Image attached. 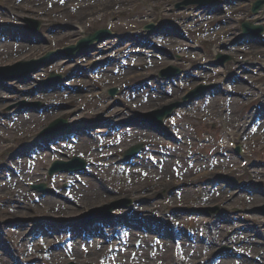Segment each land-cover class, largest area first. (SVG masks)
<instances>
[{"label":"rangeland","instance_id":"rangeland-1","mask_svg":"<svg viewBox=\"0 0 264 264\" xmlns=\"http://www.w3.org/2000/svg\"><path fill=\"white\" fill-rule=\"evenodd\" d=\"M18 1L0 0V24L6 23L16 27L1 30L4 39L0 42V67L41 60L49 52L69 47L96 30L109 28L112 32L119 34V37L98 44L86 56L77 59L62 56L60 59H54L55 63L38 73H32L21 80L0 84V175L4 172L6 164L24 168L23 159L25 156L18 157L22 156L23 152H29L30 150L26 151L28 147L31 149L33 145L38 144L37 138H45L43 130L57 118L70 123L95 120L119 123L120 119L131 121V118L139 111L148 112L154 109H163V104L170 106L176 104L197 87L198 82L223 81L229 75L227 70L223 72L220 68L212 66L201 69L198 68V64L214 58L220 44L230 42L235 38L234 30L237 31L239 26L233 22L248 10L244 0H231L221 14L207 16H202L201 13L193 10L176 11L175 4L183 0H133V4H124L122 0H95V4L93 1H86V4L90 5H82L81 8L77 5L78 9L72 7L80 2L69 0L68 4L71 6H67V9H64L65 7L54 10L47 9L42 14V12L28 10L31 5L37 7L38 0H23L21 3ZM43 1L44 7L54 5V0ZM73 3L76 4L73 5ZM107 5H111V7L106 8ZM212 8L218 10L219 7L212 6ZM221 16L228 18L225 23H223V19H220ZM159 17L163 18L162 22L168 21L172 24L167 27L166 33L174 36L153 35L151 38L155 48L148 46L149 42H143L134 37L136 31L134 28H139L148 22L157 23ZM29 19L40 22L39 31L32 33L27 30L30 25L27 21ZM219 19L223 24L222 27L214 28ZM198 24L202 26L200 31L196 30L199 28ZM130 41L135 42L134 46H131ZM157 43H161L159 44L160 48L157 47ZM260 49L264 48L249 44L242 47L235 46L228 52L236 59H248L253 64L258 62L264 64V50ZM136 50L143 51L138 56H134V59H140L137 63L141 62V64L133 68L129 67L126 73L122 71L118 75L114 74L120 60L132 52L136 54ZM167 52H171L178 60L172 61L167 58ZM157 57L164 58L156 61ZM107 60L108 63L104 64L100 70H104L108 78H98L91 72V68ZM150 65L155 68H150ZM171 65L181 67L189 65L191 76L175 81L174 84L171 82V84L163 85V90L156 87V90L150 93L158 96L159 92H163L166 95L164 98L156 97L143 105L138 103L139 99L142 102L145 101L141 96L137 97L135 101L124 98L120 92L114 98L108 93V90L113 87L125 90L126 87L136 82L148 81L153 77L146 80L144 78L157 77L158 71ZM233 68L232 65L229 70ZM251 70L253 74L245 75V77L249 81V85L257 87L258 92H254L244 83H239L240 81L235 77L221 90L219 88L215 96L210 97L212 100L210 105L195 109L197 108L195 103L188 109L178 111L187 124L196 128L195 132L190 130L188 136L191 138V142L187 140L188 144L185 145L187 150L194 145L196 147L194 150L196 159L193 162L199 168L196 173L191 172L189 176H180L173 171L171 166L166 172L151 179L140 180L139 176L128 178L116 175V171L111 168L107 173L113 177L112 180L103 176L104 181H102L96 174L86 177L87 179L84 178L87 180L86 186H81L83 192L75 197V205L73 203L71 206H68L64 200L66 192L63 189L59 191L57 198H52L53 206L47 203L45 198L36 206L32 204L34 201L29 199L28 194L24 195L26 200L19 201L18 192L14 186L5 185L0 180V221L8 220L6 218L14 215V211L9 209L13 205L16 209L23 210L21 211L23 214L26 213L25 217L20 220L21 224L17 229L8 230L3 224L1 225L0 246L3 247L2 249L9 252L11 244H6L9 243L7 241L9 238L13 237L14 241H17L18 238L20 240L25 238L26 242H19L21 245L19 250L26 254L30 250V248L28 249L29 237H24V235L32 227L35 228L42 222H48L47 226L51 230H61L62 225L65 224L61 221L67 214L73 217L79 212L85 214L90 208H102L115 203L131 201L133 203L127 209L117 207V210L114 211L122 216V220L119 221L136 222L137 227L134 229L144 232L143 229L147 228L150 231L146 233L153 238L165 230H170L175 223L182 227L187 225L193 227L205 220L204 223H207V227H209V237L210 230H212L213 239L209 238V240L213 243L211 249H206L203 253L200 250L197 254H193L197 260L196 264L207 260L218 243L224 242L223 245H230L232 241L243 246L248 242L246 246L261 257L260 263L249 264H264V216L259 211L264 205V194L262 193L264 191V137L259 136L257 141L246 143L243 136H237L234 132L240 125H246L249 122L253 105L258 104L259 98L264 94V71L258 68ZM52 74L71 80L66 86L61 85L53 92L36 94V87L41 88ZM193 77H196L198 81H195ZM45 95L48 97L47 100H45ZM50 103L52 104L51 108L48 105ZM37 108H42L44 111L41 114L22 111ZM14 114L16 116L12 117ZM261 115L263 116L261 121H264V111L261 112ZM200 120L202 122H199ZM127 129L134 133L138 132V136L135 137L137 141L149 140L142 133L153 136L151 138H157L150 128ZM231 133L236 147H240L241 155L235 156L232 151V157L228 155L231 158H227L225 153L216 149L215 139H221L219 144H226L228 147L229 143H226L228 142L226 139H229L230 135L232 136ZM168 134L174 138L178 136L177 132L174 133L175 136L172 132ZM249 135L252 136V133ZM180 136H183L184 139L177 140L181 144V148H184L186 135L182 132ZM81 144L85 147L86 144H90V141L85 139L81 141ZM39 151L48 153L51 150L46 146L44 148L39 146ZM225 151L228 153L231 150ZM50 158L49 155L42 157L34 171L39 173V176L35 178L38 183L46 182L52 186L53 181L46 179V167L49 163H43L44 160L48 161ZM243 162L247 164L242 165ZM216 172L239 180L238 189L235 190L214 182L211 176ZM204 180L205 182H203ZM58 183L60 184L61 181ZM241 185L244 186L241 187ZM21 186L28 190L25 182H22ZM231 186L235 187V185ZM176 191L182 194L181 199L177 198ZM255 192H258L262 197ZM216 208L219 209V212L211 215L210 210ZM126 213L128 216L123 218ZM174 213L177 216H174ZM171 216L179 217L182 222L174 221ZM39 219H45V221H38ZM146 219L149 223L156 225L148 226L143 223L141 226L138 225ZM193 221L195 222L191 223ZM162 224L164 227L160 232L159 226ZM228 224L240 229L230 226L224 233H221L222 226L225 227ZM153 229L156 230L152 231ZM215 231L218 233L213 235ZM132 233L134 232L132 231ZM231 233L237 234L231 238L229 237L232 235ZM251 233L261 235L263 238L255 237ZM218 237H220L219 241H217ZM62 239V237L56 238V240ZM163 242L169 246L172 245L169 237H166ZM54 243V241L48 242V246L50 247ZM103 247H101V252L91 253L88 257L76 256L77 261L95 260L94 255H102L106 250L107 247ZM0 254L1 257L4 255L6 257L7 253L0 251ZM153 255H158L161 258L165 256V261L168 264L174 263L171 252L167 254L161 250H150L145 257L150 260ZM145 257L144 255L137 257L136 264L144 261ZM34 258L41 259V256ZM122 260L125 261L124 258ZM65 263L63 258H57L50 264ZM2 264H12V261L8 259Z\"/></svg>","mask_w":264,"mask_h":264},{"label":"bare ground","instance_id":"bare-ground-1","mask_svg":"<svg viewBox=\"0 0 264 264\" xmlns=\"http://www.w3.org/2000/svg\"><path fill=\"white\" fill-rule=\"evenodd\" d=\"M104 1H109V0H104ZM122 2L124 3V4H132V3H134V1L133 0H122ZM108 7H111V5H107L106 6V8H108ZM47 96H45V100H47Z\"/></svg>","mask_w":264,"mask_h":264}]
</instances>
